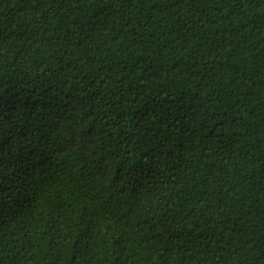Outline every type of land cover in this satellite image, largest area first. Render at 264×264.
Returning a JSON list of instances; mask_svg holds the SVG:
<instances>
[{"label":"trees","instance_id":"16d2710c","mask_svg":"<svg viewBox=\"0 0 264 264\" xmlns=\"http://www.w3.org/2000/svg\"><path fill=\"white\" fill-rule=\"evenodd\" d=\"M0 264H264V0H0Z\"/></svg>","mask_w":264,"mask_h":264}]
</instances>
